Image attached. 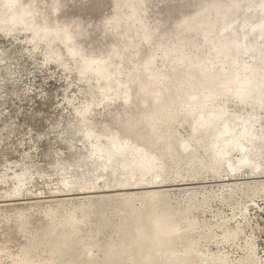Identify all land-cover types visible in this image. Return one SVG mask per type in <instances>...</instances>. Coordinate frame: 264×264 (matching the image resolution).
I'll return each mask as SVG.
<instances>
[{
  "label": "rangeland",
  "instance_id": "obj_1",
  "mask_svg": "<svg viewBox=\"0 0 264 264\" xmlns=\"http://www.w3.org/2000/svg\"><path fill=\"white\" fill-rule=\"evenodd\" d=\"M53 1L23 0L36 11L33 30L51 29L53 47L65 52L71 72L45 61L46 47L36 48L28 32L13 39L0 35V201L30 199L0 206V264H202L208 254L217 256L214 264H264V107L256 125L260 149L252 156L259 172L246 174L253 178L247 180L231 174L203 140L188 160L176 133L188 138L190 126L170 117L175 94L169 81L183 88L188 103L201 92L221 91L225 76L219 69L207 77L193 63L205 52L202 28L233 0H58L57 15ZM90 61L106 75L91 72ZM159 63L168 65L170 75ZM104 85L111 87L112 104L94 105L97 129L105 135L119 130L121 137L132 135L159 149L170 163L159 184L199 185L50 197L61 178L93 167L80 166L89 142L82 138L75 107ZM229 108L251 110L234 100ZM158 110L172 123L155 124ZM222 176L229 178L218 182ZM150 185L125 190L157 187ZM159 219L179 229L159 228ZM136 225L148 237L134 260L114 256L125 231L134 232Z\"/></svg>",
  "mask_w": 264,
  "mask_h": 264
},
{
  "label": "bare ground",
  "instance_id": "obj_2",
  "mask_svg": "<svg viewBox=\"0 0 264 264\" xmlns=\"http://www.w3.org/2000/svg\"><path fill=\"white\" fill-rule=\"evenodd\" d=\"M58 11L59 3L55 0L52 12L57 15ZM36 24V11L23 0H0V35L13 39L22 31L28 32L27 40L32 41L36 48L40 45L46 47L45 61H54L65 71L71 72L72 64L65 52L53 47L51 29L37 33L33 30ZM201 42L205 52L195 60L193 66L206 72L207 77H213V71L219 69L225 78L220 84L221 91L201 92V96L190 103L184 99L183 88L178 83L165 79L170 82L175 94L170 117H176L181 124H188L191 129L188 138L176 133L179 149L190 160L196 157V144L203 140L210 145L218 160L226 162L227 167L233 169L231 174H257L259 169L257 163L252 161V156L260 149L256 125L260 122L258 110L264 107V0H233L216 19L202 28ZM159 65L163 73L170 75L167 64ZM86 67L96 75H106V70L93 61L86 62ZM111 94L110 85L101 86L97 95H91L83 106L75 107L81 123L82 138L89 142L88 155L81 158L80 166L93 167L71 178H61L57 187H51L50 197H68L73 185L81 187L78 194H91L114 191L103 188L110 183L121 187L116 191L142 184L161 183L162 177L170 169V163L163 161L159 149H153L143 139H133L132 135L131 138L128 135L121 137L116 134L119 130L105 135L97 129V124L91 121L94 105L105 103L110 106ZM231 100L251 110L231 111ZM159 121L172 123L171 118L158 110L155 124ZM235 153H239L236 161L233 160ZM243 168L250 169L245 172ZM25 175L26 172H23L17 178L23 180ZM70 208L72 211L76 209L74 205H70ZM156 222L157 227L171 232L179 229L160 219ZM142 231V227L137 225L134 232L125 231L127 237L116 244L113 255L133 261V254L140 251L143 241L148 237V233ZM216 257L214 254L203 255L202 264H214Z\"/></svg>",
  "mask_w": 264,
  "mask_h": 264
},
{
  "label": "water",
  "instance_id": "obj_3",
  "mask_svg": "<svg viewBox=\"0 0 264 264\" xmlns=\"http://www.w3.org/2000/svg\"><path fill=\"white\" fill-rule=\"evenodd\" d=\"M250 168H243L242 170H245V172H247V170L249 171ZM241 170V171H242ZM229 177L228 176H222V177H219L217 180L218 182H221L223 181L224 179H228ZM243 180H247V179H253L251 176L249 175H246V176H243L242 177ZM175 185H171V186H164L163 184H159V183H152V185L150 186H157V187H151V188H143V189H137L135 191H131V190H125V191H108V192H103V193H100L104 196H117V195H128V194H132L134 192L136 193H142V192H146V190H148L147 192H152V191H168L170 190L171 188H178L177 186H180V185H188V186H193V185H199V183H196V182H178V183H174ZM176 184H179V185H176ZM163 185V186H162ZM188 186H184V187H188ZM106 188V190H115V189H118V188H121L119 187V185H116V186H112V187H104V189ZM104 189H101V190H104ZM71 195H69L68 197H63L62 199H84V198H88V197H98L96 195H99L98 194H78L79 193V190H73V191H70ZM81 192V191H80ZM2 200H5V199H2ZM27 200H30V199H24V200H17V201H0V206H3V205H7V204H16V203H26L25 201ZM29 202V201H28Z\"/></svg>",
  "mask_w": 264,
  "mask_h": 264
}]
</instances>
